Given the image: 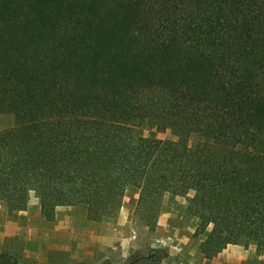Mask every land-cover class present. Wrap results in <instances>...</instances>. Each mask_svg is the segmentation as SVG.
I'll use <instances>...</instances> for the list:
<instances>
[{
	"label": "trees",
	"instance_id": "trees-1",
	"mask_svg": "<svg viewBox=\"0 0 264 264\" xmlns=\"http://www.w3.org/2000/svg\"><path fill=\"white\" fill-rule=\"evenodd\" d=\"M130 186L150 230L185 197L205 258L264 251V0H0V206L99 222Z\"/></svg>",
	"mask_w": 264,
	"mask_h": 264
},
{
	"label": "crops",
	"instance_id": "crops-1",
	"mask_svg": "<svg viewBox=\"0 0 264 264\" xmlns=\"http://www.w3.org/2000/svg\"><path fill=\"white\" fill-rule=\"evenodd\" d=\"M198 226V218L187 211V199L168 193L154 230L125 205L115 217L94 222L68 202L57 205L53 219L47 220L33 195L15 218L0 206V253L19 255L18 264H123L135 251L162 247L167 258L161 264H264L263 253L234 244L205 258L193 236ZM159 241L162 245H155Z\"/></svg>",
	"mask_w": 264,
	"mask_h": 264
},
{
	"label": "rangeland",
	"instance_id": "rangeland-1",
	"mask_svg": "<svg viewBox=\"0 0 264 264\" xmlns=\"http://www.w3.org/2000/svg\"><path fill=\"white\" fill-rule=\"evenodd\" d=\"M144 135L147 136L148 138H151L153 141H162L164 139H166L170 134L169 132H166V133H163V132H160L158 131L157 129L153 128V129H146L144 131ZM31 193H34V194H31ZM33 195L37 197L36 193L34 191L30 192V195H29V202L31 200V198H33ZM139 198V190L138 188L134 187V186H130L127 191H126V195H125V198H124V201H123V205L125 206H128L131 210H134V214H135V217H137V219L139 220V222H141V220L139 219L138 215L136 214V205H137V201H138V198ZM38 198V197H37ZM39 199V198H38ZM68 203V202H66ZM66 203H63V204H66ZM74 203V202H73ZM29 204V203H28ZM2 207V206H1ZM3 208V207H2ZM5 211V209H3ZM26 210V209H25ZM6 212V211H5ZM20 213V212H19ZM18 213V214H19ZM17 214V215H18ZM16 215V216H17ZM193 216V215H192ZM196 217V216H195ZM143 225H145L143 222H141ZM198 229V228H197ZM196 229V231H197ZM195 231V232H196ZM194 238L197 240V241H200L201 243V239H202V236L200 237H195V233H194ZM161 242H155V245H160ZM162 245V244H161ZM245 247V246H243ZM249 247H252V248H255L257 253H263L264 254V251L263 250H259L256 245L254 244H250L248 247H245V248H249ZM159 248H162V247H159ZM148 249L150 248H147V249H144V250H140V251H135L137 252V254L139 255H146L148 253ZM133 252V253H135ZM132 253V254H133ZM131 254V255H132ZM103 264H108V263H103Z\"/></svg>",
	"mask_w": 264,
	"mask_h": 264
}]
</instances>
